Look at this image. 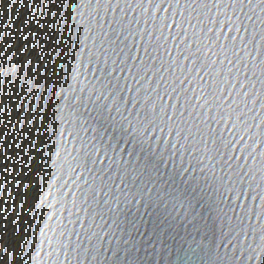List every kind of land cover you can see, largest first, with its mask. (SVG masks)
<instances>
[{
  "label": "snow or ice",
  "instance_id": "6c2138e0",
  "mask_svg": "<svg viewBox=\"0 0 264 264\" xmlns=\"http://www.w3.org/2000/svg\"><path fill=\"white\" fill-rule=\"evenodd\" d=\"M13 4L0 264H264V0Z\"/></svg>",
  "mask_w": 264,
  "mask_h": 264
},
{
  "label": "water",
  "instance_id": "95a60500",
  "mask_svg": "<svg viewBox=\"0 0 264 264\" xmlns=\"http://www.w3.org/2000/svg\"><path fill=\"white\" fill-rule=\"evenodd\" d=\"M31 13L32 9L31 8H26V7H22L19 9H16V5L13 4L12 5V10L9 12L6 20L4 17H0V30H8V35L12 34L11 28L13 25L17 24L18 18H21L24 16L25 12ZM14 42V41H13ZM169 43L171 44V41H169ZM5 111H7V109H5ZM7 189V184L3 185L2 187H0V201H3L5 198V190ZM7 196L10 198L12 196L11 192H7ZM9 203H13L11 200H9ZM123 207V205H122ZM13 212H16L17 209L15 207H13L11 209ZM9 211V208L7 206L4 207L3 212L7 213ZM132 213H135V208H132ZM121 219H123V216H121ZM147 219V217H146ZM183 234V233H182ZM137 239H140L139 237H137ZM197 239H199V237H197ZM173 247H177L176 245H173ZM185 248L188 247L187 244L184 245ZM194 247V245H193ZM149 251H151V249H149ZM145 252L143 249H141L140 252H133L131 254V257L129 258V264H132L133 260L138 261V264H144L143 257H145ZM190 255V254H189ZM108 259L107 260H102L101 264H119V262L116 260L115 257L112 256V253L109 252L107 254ZM178 257H184L185 260H188V256L185 255V252L181 251L179 253L177 252H173V254L170 257H166L167 260H170L173 262V264H180V261L178 259ZM11 258V257H10ZM124 258V253L121 252L120 253V260H123ZM147 259L149 260L150 264L151 261L153 260H157L159 261L158 257H147ZM15 264H19V262H15ZM27 264H31V260H27ZM159 264H164V261H159ZM188 264H196L195 261V257H193L191 260L188 261Z\"/></svg>",
  "mask_w": 264,
  "mask_h": 264
}]
</instances>
